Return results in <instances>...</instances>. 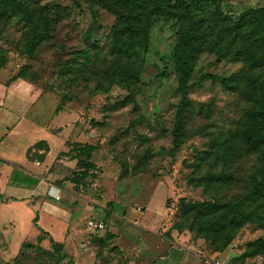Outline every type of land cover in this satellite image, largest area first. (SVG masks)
Listing matches in <instances>:
<instances>
[{"label":"rangeland","instance_id":"1","mask_svg":"<svg viewBox=\"0 0 264 264\" xmlns=\"http://www.w3.org/2000/svg\"><path fill=\"white\" fill-rule=\"evenodd\" d=\"M15 1L36 13L27 21L0 0V92L20 74L55 96L65 125L83 131L82 140L68 143L95 144L91 158L98 169L96 178L88 172L77 185L68 184L72 171L56 181L65 180L64 189L78 195L71 202L65 201V190V197L52 196L72 211L64 236L60 223L53 225L62 260L47 236L36 239L37 228L25 210L1 206L0 223L10 230L0 232V264H199V255L213 264L216 237L201 235L220 228L219 215L203 219L199 233V222L183 213L180 199L234 201L262 178L264 144L251 130L257 125L264 133V122L251 116L256 105L242 95L243 80L236 75L242 62L219 59L212 51L194 57L189 102L175 130L180 22L152 9L177 0H145L146 8L132 14L117 0ZM218 1L227 17L264 6V0ZM55 8L60 13L54 30L29 52V39L44 31L45 12ZM112 9L138 21L140 32L131 41L141 49L115 48L110 28L119 23ZM206 73L214 78L199 80ZM228 77L231 86L223 82ZM218 172L227 179L209 176ZM263 204L264 194H258L248 207L251 220L226 247L236 251L235 258L225 264H264ZM40 221L48 225V216ZM191 240H197L199 255L183 260L180 254Z\"/></svg>","mask_w":264,"mask_h":264},{"label":"trees","instance_id":"2","mask_svg":"<svg viewBox=\"0 0 264 264\" xmlns=\"http://www.w3.org/2000/svg\"><path fill=\"white\" fill-rule=\"evenodd\" d=\"M11 10L18 9L20 16L27 21L32 20L36 10L15 0H3ZM120 3L129 6L128 13L140 10L145 0H117ZM165 4L154 5L152 12L155 14L171 15L176 17L179 22L178 40L175 51V66L177 70V90L180 94V101L175 115V130L181 126L182 115L188 105L187 89L188 80L194 68V57L201 51H212L219 59L228 61H241L242 67L236 74L243 80L241 90L245 99L256 105L251 110V116L264 122V6L249 8L235 17H227L220 9L218 0H177L173 3L164 1ZM200 8H210V11H201ZM1 9V8H0ZM40 11H47L44 6L39 7ZM117 16V23L110 28L113 43L117 49H126L133 47L136 51L141 49V45L131 41L133 33H139L137 20L129 19L119 9H112ZM3 12V10H1ZM60 10L55 8L50 12H45L44 31L37 32L29 39L27 48L29 52L35 45L43 40L48 33L54 30L56 19ZM54 16L53 18L50 15ZM139 18V16H138ZM26 77L16 74L10 80ZM205 78H214L213 75L206 73L200 76L199 80ZM226 86H231L230 77L224 78ZM254 140L264 144V133L261 132L257 125L251 130V136ZM42 144L37 142L35 145ZM77 144V143H76ZM96 145L92 143L77 144L70 147L69 152L73 153L76 158L75 169L71 172L72 177L69 181L77 185L81 180L89 175L96 178V169L98 166L90 160L92 153L96 150ZM60 154H65L61 152ZM209 176L217 181L226 180L227 177L222 173H209ZM211 179V180H212ZM258 194H264V172L262 178L257 180L252 189L242 197L234 201L221 200H196L183 201L181 209L184 214L193 216L197 220L198 232L204 230L203 219L210 217L213 213L218 214L217 223L221 226L219 229L210 230L209 233L201 235L208 239L210 235L215 238L216 251H223L230 240L234 237L236 231L247 221L251 220L252 212L248 207L257 199ZM264 207V204L262 205ZM257 210L256 208L254 209ZM109 213L107 214V216ZM34 226L39 230L36 236L41 241L46 236L52 244L58 260H62L65 255L61 251V244L55 241L46 231L41 229L37 224V216L32 218ZM209 234V235H208ZM21 242L17 255L22 253ZM200 264H206L202 261Z\"/></svg>","mask_w":264,"mask_h":264},{"label":"crops","instance_id":"3","mask_svg":"<svg viewBox=\"0 0 264 264\" xmlns=\"http://www.w3.org/2000/svg\"><path fill=\"white\" fill-rule=\"evenodd\" d=\"M65 119L56 97L30 80L22 77L9 80L0 92V208L17 206L25 210L28 217L37 216L41 229L55 241L53 225L60 223L64 236L73 219L70 218L71 209L68 210L62 199L55 200L52 196H64V190L65 201L71 202L78 196L64 189L65 180L60 184L56 181L75 169L76 158L69 152L72 144L68 140L83 139V131L65 125ZM37 142L42 144L36 146ZM68 184H71L69 180ZM43 215L48 216V225L41 223ZM10 223L13 224V219ZM7 230L10 228L6 222H1L0 232ZM38 234L36 229L35 235ZM0 236L4 237L1 233ZM195 241L191 240L190 245L183 248L180 254L183 260H191L193 254L199 255L194 249ZM234 254L236 251L226 248L215 255L213 264H225L235 258ZM199 256L200 264L204 255Z\"/></svg>","mask_w":264,"mask_h":264},{"label":"built area","instance_id":"4","mask_svg":"<svg viewBox=\"0 0 264 264\" xmlns=\"http://www.w3.org/2000/svg\"><path fill=\"white\" fill-rule=\"evenodd\" d=\"M54 197H55L56 199H58V198H59V195L54 194ZM96 226H98V227H102V224H96Z\"/></svg>","mask_w":264,"mask_h":264}]
</instances>
